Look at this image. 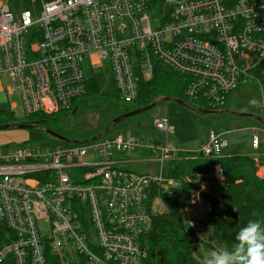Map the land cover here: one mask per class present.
Listing matches in <instances>:
<instances>
[{"label":"built area","instance_id":"2783aa9c","mask_svg":"<svg viewBox=\"0 0 264 264\" xmlns=\"http://www.w3.org/2000/svg\"><path fill=\"white\" fill-rule=\"evenodd\" d=\"M32 2L36 18L29 10L14 14L0 2V80L9 79L8 95L19 93L24 117L70 111L89 83L83 58L94 54L96 61H109L120 102L136 100L139 82L152 79L157 58L188 78L190 102L213 110L239 87L256 85L264 121V0ZM151 18L160 26L152 29ZM153 127L165 135L158 149L125 132L67 147L0 151V264H47V251L61 259L69 251L87 264H142L139 237L150 227L154 206L157 214L164 209L152 192L176 194L185 183L198 187L185 209L209 214L211 203L202 197L210 194L208 183L163 173V164L184 151L169 144L167 119H155ZM253 131L251 147L257 150ZM139 147L158 151L157 175L118 166L124 160L118 155ZM226 147L210 131L196 153L218 158ZM214 177L223 181L220 166Z\"/></svg>","mask_w":264,"mask_h":264},{"label":"rangeland","instance_id":"374dc122","mask_svg":"<svg viewBox=\"0 0 264 264\" xmlns=\"http://www.w3.org/2000/svg\"><path fill=\"white\" fill-rule=\"evenodd\" d=\"M0 2L7 5L14 14L29 10L34 18L39 15L38 9L32 0H0ZM149 23L152 29L160 26L158 18H151ZM92 55L94 54L85 56L81 66L86 80L94 81L96 84L99 95L84 97L77 102L75 112H63L55 116V120L50 121V124L53 123L52 127L67 140H88L89 136L105 127L116 115L126 109L135 110L136 107L135 103L117 101L109 61L107 59L96 61V58ZM9 85L8 78L0 80V126L11 124V118L20 120L25 116L19 93L14 91L12 95L7 94L6 88ZM259 93L260 91L256 85L239 87L229 96L226 110L258 116ZM196 103L188 102V105L198 109ZM11 106H15L13 111L10 110ZM158 118L167 119L169 126L168 142L182 151H198L202 144L206 142L208 133L214 131L221 135V138L226 142L227 149H237L242 154L264 159V126L254 118L238 117L227 113L219 115L195 114L173 101L160 102L151 110L121 121L102 138H112L130 132L136 140L158 149L165 144L164 133L155 130L153 127V121ZM253 129L258 130L256 133L259 139L258 150L251 147V140L255 131ZM68 145V143L49 136L36 127L0 130V151L3 152L14 151L23 146L51 148L67 147ZM90 152L91 150L88 151V154ZM158 155L157 150L139 147L132 151L129 156L118 155L128 161V163H122L118 166L139 175L155 176L160 170V163L157 161ZM87 158L88 155L86 160ZM167 164L168 162L163 164L164 169ZM211 190H213V192H210L212 196L216 193L215 187ZM159 209L158 205L154 206L151 215H156ZM182 214L189 239L194 241L200 238L203 240V243L191 246L192 254L199 262L207 264L213 258V251L216 250L219 253L223 246L215 241L212 230L206 222V213L195 215L183 210ZM199 227H202V229H200L199 234H195L194 228ZM40 228L45 233L48 231L47 225L43 222L40 223ZM197 235H200V237H197ZM72 255L71 252L67 251L65 256L67 259L76 258ZM63 261L65 262L64 259Z\"/></svg>","mask_w":264,"mask_h":264},{"label":"trees","instance_id":"16d2710c","mask_svg":"<svg viewBox=\"0 0 264 264\" xmlns=\"http://www.w3.org/2000/svg\"><path fill=\"white\" fill-rule=\"evenodd\" d=\"M188 81L187 77L176 73L154 58L152 79L139 82L138 96L133 102L136 104L135 110L163 97L182 100L188 104L190 101L185 96ZM89 95H99L94 81H89L85 96L77 99L70 111L75 112L77 102ZM229 96L217 111L226 110ZM115 97L119 101L117 94ZM193 102H197L198 109L213 110L200 100ZM130 111L131 109H126L118 115ZM59 114L50 117L35 114L20 120L11 118L10 123L38 124L60 133L52 127L53 123L50 124V121L55 120L54 117ZM109 124L93 133L89 139L100 134ZM216 166H220L223 172L221 183L214 177ZM260 167H264L263 158L242 154L237 149L225 148L218 158L203 157L200 153L184 151L179 158L168 162L163 173L171 178H186L197 183L206 182L210 189L215 187L218 200L210 194L202 193L203 199L209 201L212 206L206 222L212 230L215 241L221 246H227L229 251L233 252L235 234L247 221L259 220L264 227V178L257 175ZM197 189L196 185L185 183L182 190L176 194L152 192L151 196L159 197L164 210L160 214L151 215L148 231L139 237L138 245L145 254L142 264H202L192 254L191 246L198 241L189 239L182 214L185 207L190 205L192 192ZM180 196L184 197L182 202L179 201ZM45 256L47 264H87L83 256H76L74 259H67L65 256L63 257L65 262L50 251H47Z\"/></svg>","mask_w":264,"mask_h":264},{"label":"clouds","instance_id":"9594fccd","mask_svg":"<svg viewBox=\"0 0 264 264\" xmlns=\"http://www.w3.org/2000/svg\"><path fill=\"white\" fill-rule=\"evenodd\" d=\"M233 252L227 246L214 255L207 264H264V227L261 221L249 220L235 234Z\"/></svg>","mask_w":264,"mask_h":264},{"label":"water","instance_id":"95a60500","mask_svg":"<svg viewBox=\"0 0 264 264\" xmlns=\"http://www.w3.org/2000/svg\"><path fill=\"white\" fill-rule=\"evenodd\" d=\"M163 101H173V102H175V103L187 108L188 110L192 111L193 113L200 114V115H207V114L208 115L209 114H215V115L217 114V115H219V114L227 113V114L238 116V117H252L257 122H259L261 125L264 126V121L259 116H255V115H251V114H247V113H242V112L229 111V110L217 111V110L195 109V108L190 107L187 103H185L182 100H178V99H174V98H168V97H163V98L157 99L155 102H153L152 104H150L148 106H145L143 108H140V109H137V110H133V111H130V112H127V113H124V114H121V115L115 117L110 122V124L100 134H98L97 136H95V137H93L91 139L84 140V141L67 140L63 136L58 135V134H56V133H54V132H52V131L44 128V127H41V126L37 125V124H33V125H29V124H14V125L13 124H7V125L0 126V130H2V129H10V128L11 129H27V128L36 127V128H39V129L43 130L47 135L55 137V138H57L59 140H62L64 142L68 143V144H84V143L93 142L95 140L100 139L101 137H103L107 133H109L121 121H123V120H125V119H127L129 117L144 113V112H146L148 110H151L158 103L163 102Z\"/></svg>","mask_w":264,"mask_h":264},{"label":"crops","instance_id":"0c3cea01","mask_svg":"<svg viewBox=\"0 0 264 264\" xmlns=\"http://www.w3.org/2000/svg\"><path fill=\"white\" fill-rule=\"evenodd\" d=\"M227 148V147H226ZM258 149H259V147H258ZM257 149V150H258ZM119 159H120V157H119ZM122 159V158H121ZM122 161V163H128V161L127 160H121ZM121 163V164H122ZM124 170V169H123ZM257 175L259 176V177H261V178H264V167H260L259 169H258V172H257ZM193 182H195V183H197V181H193ZM214 187V186H213ZM212 187V188H213ZM211 188V189H212ZM210 189V192H213V190H211ZM194 196V192H192V194H191V198ZM212 197L215 199V200H218V195L215 193V194H213L212 195ZM187 213H189V214H195V215H197V213H195V212H189L188 210H187V208L186 209H184ZM200 229H202V227H199V228H194V232H195V234H199V232H200ZM197 237H200V235H197ZM195 241H198V243H203V240H201L200 238H197Z\"/></svg>","mask_w":264,"mask_h":264},{"label":"flooded vegetation","instance_id":"af4514ba","mask_svg":"<svg viewBox=\"0 0 264 264\" xmlns=\"http://www.w3.org/2000/svg\"><path fill=\"white\" fill-rule=\"evenodd\" d=\"M41 127H44V126H41ZM44 128H45V127H44ZM46 129H48V128H46ZM48 130H50V129H48ZM50 131H52V132H54V133H56V134H58V135H61L60 133L55 132V131H53V130H50Z\"/></svg>","mask_w":264,"mask_h":264}]
</instances>
